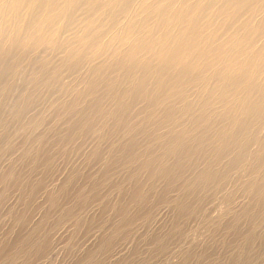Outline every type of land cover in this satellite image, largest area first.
<instances>
[{"label":"bare ground","instance_id":"1","mask_svg":"<svg viewBox=\"0 0 264 264\" xmlns=\"http://www.w3.org/2000/svg\"><path fill=\"white\" fill-rule=\"evenodd\" d=\"M4 3L13 7L6 10L0 4V107L14 118L44 107L70 121V128L75 126L71 121L75 116L88 129L99 125L100 141L107 144V151L97 146L84 155L81 145L75 147L78 149L66 147L62 155L73 149L72 156L85 161L86 173L80 161V167H70L67 162L61 170L56 171V164L49 169L51 179L53 172L55 176L68 171L73 178L79 174L87 181L93 166L102 164L103 176L112 181L105 193L94 192L92 198L85 197L83 191L76 193L74 203L79 205L65 207L67 220L74 216L75 206L81 209L101 201L105 209L112 207L104 199L111 196V190L123 188L114 177L127 170L131 150L142 143L147 146L144 155L154 146H162L164 155H176L180 169L193 159L213 156L234 167L251 153L258 173H262L256 186L264 193V0ZM1 112L3 126L6 115ZM46 157L56 162L52 160L56 156ZM171 172L167 168L161 177ZM5 174L6 179L14 177L11 170ZM215 176L207 178L214 180ZM72 182L48 193L47 202L58 207L57 197L67 196L71 190H66L67 183ZM85 184L90 191H98L97 183ZM46 185L38 181L30 188L47 193ZM140 187L135 184L131 189L143 207L136 217L149 223V199L141 195ZM168 205L171 211L176 207L182 217L184 204L180 207L175 201ZM125 222L120 225L123 229ZM29 241L26 238L24 245Z\"/></svg>","mask_w":264,"mask_h":264},{"label":"rangeland","instance_id":"2","mask_svg":"<svg viewBox=\"0 0 264 264\" xmlns=\"http://www.w3.org/2000/svg\"><path fill=\"white\" fill-rule=\"evenodd\" d=\"M3 108L0 111L6 115V123L0 124V264L18 248L26 253V264H264V193L256 186L262 173H258L251 153L234 167L213 156L193 159L181 170L176 155H164L162 146H154L144 155L147 146L142 143L131 150L127 170L114 177L123 188L111 190V196L104 199L112 207L105 209L101 201L88 203V207L81 209L75 206L72 209L75 217L67 220L64 209L78 204L74 203L76 193L83 191L85 197L92 198L94 192L105 193L112 181L103 176L102 164L93 166L87 181L79 174L73 178L68 171L55 176L53 172L51 179L49 169L56 164V171L61 170L67 162L71 163L70 167H83L85 161L82 163L76 155L72 156L73 149L79 145L83 155L97 146L107 151V144L100 141L97 130L100 126L96 124L88 129L74 116L71 121L75 126L70 128V121L49 113L44 107H35L36 110L20 118H14ZM28 126L33 128L28 131ZM43 137L45 143L41 142ZM66 147L73 149L64 158ZM43 151L56 156L57 159H52L56 162H49ZM151 166L154 170H149ZM32 168L36 169L33 175ZM167 168L171 175L161 177ZM83 169L85 173L88 171ZM7 170L14 173L13 178L6 179ZM213 175H216L214 180L207 178ZM72 180L66 188H71L70 192L57 197L58 207H52L46 200L47 194ZM83 180L97 183L98 191H90ZM38 181L47 184L49 192L31 191V183ZM135 184H140L141 195L149 199V223L136 217L143 207L133 197L131 189ZM175 201L186 207L182 206V217L176 207L169 210L168 204ZM125 208L121 216L120 211ZM125 221L128 223L123 229L120 225ZM25 237L30 239L28 245H24Z\"/></svg>","mask_w":264,"mask_h":264},{"label":"clouds","instance_id":"3","mask_svg":"<svg viewBox=\"0 0 264 264\" xmlns=\"http://www.w3.org/2000/svg\"><path fill=\"white\" fill-rule=\"evenodd\" d=\"M0 4L4 5V8L7 10L11 7L12 5H8L4 3V0H0ZM33 7H39V6H33ZM3 264H26V253H24L20 249L13 250L6 261L3 262Z\"/></svg>","mask_w":264,"mask_h":264}]
</instances>
